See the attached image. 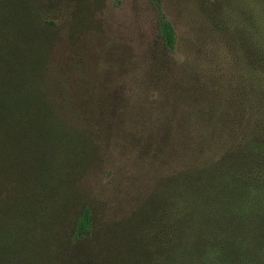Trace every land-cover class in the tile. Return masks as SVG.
<instances>
[{
  "label": "trees",
  "instance_id": "obj_1",
  "mask_svg": "<svg viewBox=\"0 0 264 264\" xmlns=\"http://www.w3.org/2000/svg\"><path fill=\"white\" fill-rule=\"evenodd\" d=\"M54 1L0 0V264H264L263 133L221 147L226 104L214 83L173 70L177 36L161 0L150 2L166 57L149 65L142 101L165 115L124 113L139 134H127L118 157L98 152L99 119L49 70L59 29L43 14ZM89 9L77 4L71 30L95 28ZM125 156L128 171L151 168L146 180L126 176L122 192L115 169ZM153 175L165 182L153 188Z\"/></svg>",
  "mask_w": 264,
  "mask_h": 264
},
{
  "label": "rangeland",
  "instance_id": "obj_2",
  "mask_svg": "<svg viewBox=\"0 0 264 264\" xmlns=\"http://www.w3.org/2000/svg\"><path fill=\"white\" fill-rule=\"evenodd\" d=\"M58 1L52 5L44 2L46 14L43 15L54 20L59 29L49 70L65 85L66 94L73 101L92 110L93 117L99 119L92 129L94 144L100 146L98 152L103 155L109 149L118 157L127 134H139L132 127L136 124L127 122L130 116L124 113L136 112L152 119L165 115L152 108L155 104L148 107V101H142L148 99V84L154 80L147 76L149 65L155 69L166 57L158 38L155 8L150 0ZM82 1L90 4L96 26L90 24L88 30L74 32L70 22L77 19L78 14L72 16ZM161 6L177 36L174 53L169 58L177 61L173 70L179 76L186 71L188 78L190 71L191 76H199L200 82L214 83L217 101L226 104L217 122L221 147L233 149L258 132L264 136V0H161ZM92 99L99 100V112ZM118 117L120 121L116 120ZM113 121L116 133L112 132ZM124 124H129L130 129L126 128L122 135ZM153 141L164 148V138L157 136ZM176 143L179 148L175 152L182 151L183 142ZM141 153L150 154V161L157 156L160 163L166 159L158 153L152 155V151ZM165 156L169 159L168 153ZM129 162L130 158L125 156L115 169L122 192L126 176L136 175L146 180L150 175L151 167L146 164L128 171ZM165 175L167 172L156 177ZM151 178L153 188L160 187L166 179L156 182L154 175Z\"/></svg>",
  "mask_w": 264,
  "mask_h": 264
}]
</instances>
